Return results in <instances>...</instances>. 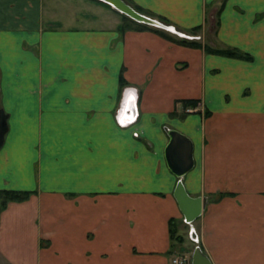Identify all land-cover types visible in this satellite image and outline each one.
<instances>
[{
  "label": "crops",
  "instance_id": "obj_1",
  "mask_svg": "<svg viewBox=\"0 0 264 264\" xmlns=\"http://www.w3.org/2000/svg\"><path fill=\"white\" fill-rule=\"evenodd\" d=\"M125 1L175 29L205 27L218 10L217 39L254 60L122 31L123 13L101 0H0V190L32 191L0 206V264H175L171 220L193 245L187 264L196 246L210 264H264V149L237 114L264 103V0ZM120 76L138 96L127 125ZM199 98L208 119L182 112ZM166 127L193 144L180 178ZM179 179L206 199L191 223ZM221 191L234 195L209 201Z\"/></svg>",
  "mask_w": 264,
  "mask_h": 264
},
{
  "label": "rangeland",
  "instance_id": "obj_2",
  "mask_svg": "<svg viewBox=\"0 0 264 264\" xmlns=\"http://www.w3.org/2000/svg\"><path fill=\"white\" fill-rule=\"evenodd\" d=\"M143 14L146 15V12H141ZM127 16V15H126ZM213 18L211 19L210 17L208 18V22L206 23L207 25L205 27H199V28H191V29H180L177 28L174 30L171 29H166L163 27H157V26H144L142 28H140L141 30L145 29H151V30H155L157 33H159L160 35H162L163 37H166L170 40L173 41H177L178 43L182 44V45H186L185 43H195L198 45V47L195 48H202L204 51V47H210L213 49H218V48H229V49H233L234 47H230V46H226L223 43H221L218 39H217V29H218V10L214 12L213 14ZM128 17V16H127ZM130 20L126 21L127 22V27L128 29H137V25L134 24V21H132V19L130 17H128ZM123 19V18H122ZM160 22H162L163 24L169 25L167 24V22L165 20L159 19ZM190 46V45H188ZM191 47V46H190ZM236 49V56H225V55H221V54H216V53H211V54H215V55H220V56H225V57H229V58H234V59H238V60H243L246 62H252L254 60V56L253 54L249 53V52H245L239 48H234ZM127 84V82L125 81L124 83H122V85L120 84V88H121V93H120V99H121V105L119 107V113H120V117H122L119 120V123L121 125H124L125 121H123V118L125 116V107H126V101L129 100V96H134V101L135 103L137 102L138 96L137 93L134 90H131V87H125V85ZM250 89L249 88H245L242 91L243 95H249L250 94ZM264 101V100H263ZM183 103V102H182ZM183 106V114L186 113H191V112H199V114L201 115V118L204 119H208L213 115V109L212 107H208L206 105V103L202 100V99H197L196 103L193 104H182ZM137 107V106H136ZM248 111H242L240 113V119L244 120L247 119V125L249 126V128L254 125L253 129H249L251 131V136L255 139L257 138L259 141H262L261 146H263L264 149V103L261 107L255 109L254 106L248 107ZM251 108V109H250ZM190 110V111H187ZM137 111V109H136ZM235 114V113H234ZM6 113L4 112V110L0 107V125L2 124L3 126L7 127V120H6ZM137 119V118H136ZM123 121V122H122ZM255 122V123H254ZM2 137L4 138V134L2 135ZM226 195H234V193L232 192H228V191H221V192H216V193H211V195L209 196V201H213V199H219L222 197H225ZM2 200V197L0 196V202ZM176 230L179 231L181 234H183L185 232V228L186 226H179L178 228V224L176 223ZM176 242H178V247L176 249L177 254L182 253L186 255L189 254V252L193 249V245L190 243H186V240L183 241L185 242V244H179L180 242H182V238H180L179 240H175ZM189 256V255H188Z\"/></svg>",
  "mask_w": 264,
  "mask_h": 264
},
{
  "label": "water",
  "instance_id": "obj_3",
  "mask_svg": "<svg viewBox=\"0 0 264 264\" xmlns=\"http://www.w3.org/2000/svg\"><path fill=\"white\" fill-rule=\"evenodd\" d=\"M121 13L127 15L136 22L149 24L152 26L163 27L166 29L174 30L173 27L163 24L157 19L151 18L133 8L125 0H101ZM131 112L133 111V105L129 106ZM135 110V106H134ZM6 126L0 125V146L3 142L2 135L4 134ZM168 135V143L165 147V160L169 170L178 178L186 174L194 164L193 160V144L189 137L182 134L175 129L164 128ZM174 197L178 203V206L184 215V221L191 223L194 221L202 211L203 206L206 203L205 198L191 197L185 191V188L179 179L173 191ZM191 239L196 240L197 236L190 232ZM192 264H210L207 256L203 253L199 246H196L192 252Z\"/></svg>",
  "mask_w": 264,
  "mask_h": 264
},
{
  "label": "trees",
  "instance_id": "obj_4",
  "mask_svg": "<svg viewBox=\"0 0 264 264\" xmlns=\"http://www.w3.org/2000/svg\"><path fill=\"white\" fill-rule=\"evenodd\" d=\"M135 9L139 12H143V10L137 6H135ZM122 18H123V25L121 26V30L123 31L124 29H128V25L127 22L128 20H130L125 14H122ZM161 19V18H160ZM163 20V19H162ZM132 21H134V24L137 25V29L141 30L140 28L144 27L146 24L144 23H139L136 22L135 20L132 19ZM147 26V25H146ZM200 26H196L194 28H199ZM145 29V28H144ZM187 46L190 45L191 47H198L197 44L195 43H185ZM206 52H211V53H216V54H221V55H225V56H236V49H229V48H218V49H213L210 47H204ZM125 82V79L120 76L119 78V83L122 85V83ZM197 101V99H186V100H182L183 103L185 104H195ZM32 191H23V190H10V189H4V190H0V196L2 197V200L0 202V206L1 207H5V205L7 204V202L9 201H23L29 198V196L31 195ZM176 223H173L172 220L170 221V235L174 240H179L180 237L176 234L177 230H176Z\"/></svg>",
  "mask_w": 264,
  "mask_h": 264
},
{
  "label": "built area",
  "instance_id": "obj_5",
  "mask_svg": "<svg viewBox=\"0 0 264 264\" xmlns=\"http://www.w3.org/2000/svg\"><path fill=\"white\" fill-rule=\"evenodd\" d=\"M187 111H190V110L187 109ZM127 124H128V122H127ZM191 231H192V229H190V232ZM195 241H197V239ZM188 261H189V257L186 254L177 256L176 258L173 259V263H175V264H187Z\"/></svg>",
  "mask_w": 264,
  "mask_h": 264
},
{
  "label": "bare ground",
  "instance_id": "obj_6",
  "mask_svg": "<svg viewBox=\"0 0 264 264\" xmlns=\"http://www.w3.org/2000/svg\"><path fill=\"white\" fill-rule=\"evenodd\" d=\"M129 106H131V105H129ZM134 106H135V105H133V111L130 113L131 115H135V113H136V108H135V110H134ZM123 121L128 122V120H123ZM128 123H129V122H128ZM124 125H127V123H125Z\"/></svg>",
  "mask_w": 264,
  "mask_h": 264
},
{
  "label": "snow or ice",
  "instance_id": "obj_7",
  "mask_svg": "<svg viewBox=\"0 0 264 264\" xmlns=\"http://www.w3.org/2000/svg\"><path fill=\"white\" fill-rule=\"evenodd\" d=\"M129 100H134V96H129ZM123 122V121H122Z\"/></svg>",
  "mask_w": 264,
  "mask_h": 264
}]
</instances>
